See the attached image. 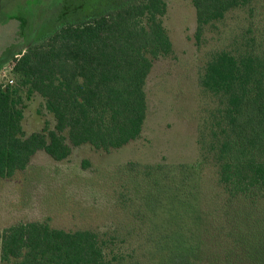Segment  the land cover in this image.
<instances>
[{"label":"trees","instance_id":"1","mask_svg":"<svg viewBox=\"0 0 264 264\" xmlns=\"http://www.w3.org/2000/svg\"><path fill=\"white\" fill-rule=\"evenodd\" d=\"M196 44L227 14L256 0H190ZM86 2L64 10L78 16ZM164 0H116L87 17L64 20L27 40L10 58L12 84L0 83V181L24 171L38 152L54 161L73 147L110 153L139 139L146 118V80L153 60L170 54ZM251 12V11H250ZM4 65H0V69ZM199 86L217 102L204 150L225 192L216 259L264 264V40L242 37L207 56ZM37 94L54 128L26 135L23 102ZM168 251L167 264L201 261L198 243ZM107 243L90 230L65 231L47 221L0 233L2 264H109ZM218 250V251H217Z\"/></svg>","mask_w":264,"mask_h":264},{"label":"rangeland","instance_id":"2","mask_svg":"<svg viewBox=\"0 0 264 264\" xmlns=\"http://www.w3.org/2000/svg\"><path fill=\"white\" fill-rule=\"evenodd\" d=\"M79 1L86 2L83 12L62 19ZM109 1L116 0H0V83L12 79L8 61L27 40L64 20L97 14ZM164 2L161 21L172 50L153 60L139 139L110 153L73 147L59 162L38 152L24 171L0 181V233L47 221L56 229L99 233L109 264H167L179 240L200 245L196 264H223L215 259L226 196L204 150L217 102L200 88L199 74L211 52L232 49L242 37L264 40V0L227 14L199 44L191 1ZM22 128L26 135L54 128L37 94L23 102Z\"/></svg>","mask_w":264,"mask_h":264},{"label":"built area","instance_id":"3","mask_svg":"<svg viewBox=\"0 0 264 264\" xmlns=\"http://www.w3.org/2000/svg\"><path fill=\"white\" fill-rule=\"evenodd\" d=\"M12 83H13V81H12V80H9V81H8V84H12Z\"/></svg>","mask_w":264,"mask_h":264}]
</instances>
